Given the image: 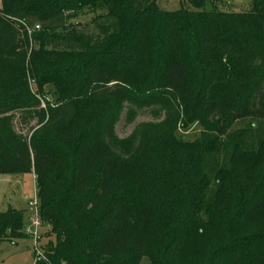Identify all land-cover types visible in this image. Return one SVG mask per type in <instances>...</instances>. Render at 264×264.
I'll use <instances>...</instances> for the list:
<instances>
[{
	"label": "trees",
	"instance_id": "1",
	"mask_svg": "<svg viewBox=\"0 0 264 264\" xmlns=\"http://www.w3.org/2000/svg\"><path fill=\"white\" fill-rule=\"evenodd\" d=\"M206 1L0 0V174L34 175L55 236L34 264H264V0ZM30 83L54 86L46 110ZM179 121L198 142L175 141ZM23 214L0 212V242Z\"/></svg>",
	"mask_w": 264,
	"mask_h": 264
},
{
	"label": "rangeland",
	"instance_id": "2",
	"mask_svg": "<svg viewBox=\"0 0 264 264\" xmlns=\"http://www.w3.org/2000/svg\"><path fill=\"white\" fill-rule=\"evenodd\" d=\"M158 5L161 9L174 11L180 7L190 8L185 0H158ZM251 7V0H207L206 9H216L221 12H246ZM95 14L88 13L87 10L78 12L77 17L67 22V25L85 24ZM83 61L79 59L74 60V63L70 66L78 65ZM31 91L34 92L36 98L40 102L41 108L47 109L46 101L54 103L57 97L54 86L46 84L43 86V91L37 89L36 84H31ZM87 111L89 110L86 109ZM84 120V119H83ZM80 125H83L84 121ZM154 121L152 116L143 111L135 118L132 123H128L125 120V112L120 116L119 121L115 125V133L118 137L124 138L128 136L134 129L135 125L140 122ZM248 123V119L237 121L231 128V130L243 127ZM31 124H34L33 122ZM14 127L17 131L24 135L28 134V125L21 123L18 119L14 121ZM202 133V126L198 121H191L187 123H181L179 121L177 128L173 131V138L180 145L193 144L198 142ZM183 147V146H182ZM257 161H260L259 159ZM253 163V162H252ZM249 162L250 166L252 164ZM240 169H246V160L239 161ZM259 172L257 167H254L249 173L256 175ZM33 176V177H32ZM253 177V176H252ZM255 180V178L253 177ZM36 198V189L34 183L33 174H0V212H5L9 208L21 210L24 214V221L21 228V238H8L0 242V264H34L38 257L43 256V252L49 247V244L55 243V236L50 231V225L47 222H41L40 227L37 230V243L36 251L33 246V238L24 233V228L30 225V218L34 215V209L30 206L29 202ZM37 200V198H36ZM25 234V235H23ZM218 236L215 233V238ZM201 250V249H199ZM202 251V250H201ZM38 252V254H37ZM195 262L202 260L201 256L195 257ZM139 264H149L148 258L143 257Z\"/></svg>",
	"mask_w": 264,
	"mask_h": 264
},
{
	"label": "built area",
	"instance_id": "3",
	"mask_svg": "<svg viewBox=\"0 0 264 264\" xmlns=\"http://www.w3.org/2000/svg\"><path fill=\"white\" fill-rule=\"evenodd\" d=\"M37 29H39L38 25H35L33 27L25 25V30L27 31V34L29 36L31 35V33L34 30H37ZM29 204L34 209V215L30 218V221H31L30 225H28L27 227L24 228V233L30 235L33 238V246H34V249L36 251L37 230L41 225V221L39 219L38 212H37V200H36V198L32 199L29 202ZM37 254H38V252H37Z\"/></svg>",
	"mask_w": 264,
	"mask_h": 264
},
{
	"label": "crops",
	"instance_id": "4",
	"mask_svg": "<svg viewBox=\"0 0 264 264\" xmlns=\"http://www.w3.org/2000/svg\"><path fill=\"white\" fill-rule=\"evenodd\" d=\"M33 177V176H32Z\"/></svg>",
	"mask_w": 264,
	"mask_h": 264
}]
</instances>
